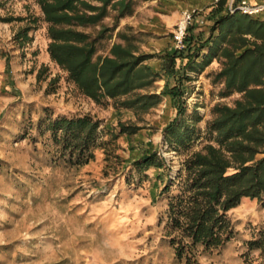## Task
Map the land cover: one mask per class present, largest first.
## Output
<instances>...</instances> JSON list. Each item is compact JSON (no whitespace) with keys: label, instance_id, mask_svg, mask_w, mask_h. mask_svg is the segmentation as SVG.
I'll return each instance as SVG.
<instances>
[{"label":"rangeland","instance_id":"374dc122","mask_svg":"<svg viewBox=\"0 0 264 264\" xmlns=\"http://www.w3.org/2000/svg\"><path fill=\"white\" fill-rule=\"evenodd\" d=\"M130 1L142 7L133 20L136 30L119 29L124 14L115 6L108 7L100 23L80 29L95 44V62L109 53L118 33L125 32L136 36L141 53L153 55L144 65L162 71L185 12L195 15L189 31L193 45L208 38L205 27L212 32L208 0ZM151 12L163 15L165 22H153ZM48 28L37 0H0V264H184L167 237V211L178 183L171 193H159L169 177L177 178L188 158L207 145L217 147L208 132L215 107L233 106L242 95H226L224 82L216 81L222 68L218 59L198 72L187 71L189 80L182 78L184 70L171 78L170 87L182 78V118L195 131L187 146L175 149L164 138V129L178 115L171 97L143 112L118 108L113 100L95 103L51 57L47 64L43 60L50 43ZM208 52V47L203 49L197 65ZM186 63L178 59L177 68ZM168 79L162 72L138 94H161ZM84 116L101 122L97 143L109 145L97 144L94 158L74 165L49 125L58 118ZM119 123L140 130L112 141L111 135L120 134ZM152 153L163 160L161 169L135 166ZM229 217L233 238L201 252L197 264H264L262 248L252 244L264 230V196L244 198Z\"/></svg>","mask_w":264,"mask_h":264},{"label":"trees","instance_id":"16d2710c","mask_svg":"<svg viewBox=\"0 0 264 264\" xmlns=\"http://www.w3.org/2000/svg\"><path fill=\"white\" fill-rule=\"evenodd\" d=\"M93 1L100 5L93 4ZM45 21L49 24L48 52L53 62L68 73L69 79L80 92L97 104L115 101L118 108L137 112L148 111L169 96L178 110L177 117L164 129L165 142L175 149L187 146L193 139L194 128L188 125L185 115L182 78L189 80L187 71L199 68L218 59L222 68L216 77L224 82L226 95L241 94L233 106H216V118L209 124L214 145L188 158L176 179L168 178L159 195L169 194L176 183L177 193L170 199L167 215V237L178 261L197 264L201 252L226 245L234 236L229 212L244 198L262 199L264 196V19L231 14L227 0H220L213 10L214 24L207 39L186 37V48L166 53L162 71L155 72L144 63L153 55L141 53L136 36L119 32L105 57L96 62V48L88 33L80 30L100 23L108 7L131 11L130 2L122 0H37ZM218 32V34H216ZM197 46V47H196ZM206 47L209 52L201 65L196 61ZM178 59L187 63L177 68ZM181 70L185 73L179 84L170 87V79ZM168 77L161 94H138L151 87L162 77ZM132 96L125 100L122 97ZM57 143L63 142L64 152L74 165L88 163L97 146L100 121L90 116L73 119L58 118L51 121ZM120 134L111 135L112 141L123 134L133 135L140 127L119 123ZM109 142V141H108ZM100 143L107 147L109 143ZM161 169L163 160L156 154L145 155L135 166ZM159 178H163L160 174ZM263 250L264 230L259 241L252 243Z\"/></svg>","mask_w":264,"mask_h":264},{"label":"built area","instance_id":"2783aa9c","mask_svg":"<svg viewBox=\"0 0 264 264\" xmlns=\"http://www.w3.org/2000/svg\"><path fill=\"white\" fill-rule=\"evenodd\" d=\"M227 11L231 14L240 12L250 17H260L264 15V4H252L249 0H227ZM194 16L193 13L185 12L179 20L173 33L175 50L182 51L186 48V37Z\"/></svg>","mask_w":264,"mask_h":264},{"label":"crops","instance_id":"0c3cea01","mask_svg":"<svg viewBox=\"0 0 264 264\" xmlns=\"http://www.w3.org/2000/svg\"><path fill=\"white\" fill-rule=\"evenodd\" d=\"M134 1L136 2L138 0H134ZM219 1L220 0H208V5H212V7L210 8V11L215 10L217 8ZM249 1L252 4H264V0H249ZM128 2H132V1L126 0V3H128ZM139 2L140 3L151 2L153 4H158L157 0H149V1L139 0ZM131 5H132V3H130V6ZM139 5H140L139 3L133 4L131 6V11L129 13L124 14V16H122V18L120 19L122 22L119 25V29L123 26L132 27L135 30L137 29V22H134L133 20H135V17L138 14V12H140L142 10V7L140 8ZM143 9H147V7L144 6ZM151 13L153 15V17L151 19V20H153V22H155V23L165 22V18L163 15H161L159 13H155V12H151ZM176 15H178V14H176ZM176 15H175V17H176ZM262 17H264V15ZM152 26H154V25L152 24ZM208 30H209V27H207V28L205 27L204 30H202V31H204L206 33L205 35L210 36V33ZM139 31H143V30L140 29ZM47 48H48V45L45 47V57L43 59L46 62V64L50 60V56L47 53ZM168 49H170V48H168ZM107 53L105 55H107ZM201 60L203 61L204 59H201ZM200 62H201L200 58L197 59V63H200ZM191 77L195 78L194 76H191Z\"/></svg>","mask_w":264,"mask_h":264}]
</instances>
